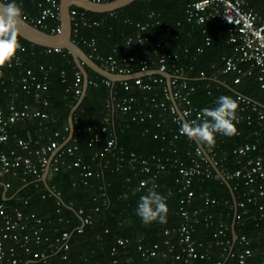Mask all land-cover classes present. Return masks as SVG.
<instances>
[{
	"label": "trees",
	"instance_id": "trees-1",
	"mask_svg": "<svg viewBox=\"0 0 264 264\" xmlns=\"http://www.w3.org/2000/svg\"><path fill=\"white\" fill-rule=\"evenodd\" d=\"M4 1L11 2V0ZM41 1L44 0H16L31 15L38 12ZM191 1L133 0L113 11L105 12H93L76 6L86 15L103 18L97 25H80L78 32L86 37H94L100 54L114 53L119 59L133 55L135 60L131 64V72L140 70L139 58L153 57L152 43L156 39L161 40L167 51L178 54L177 63L184 65L190 71L188 83L194 86V90L189 93V98L200 110L214 107L215 100L221 95L230 96L238 103L236 96L241 94L258 102L259 105H264V88L260 86L254 75L240 74V80L235 82L234 78L238 73L235 70L224 71V57L232 51L231 43L227 41L228 23L214 18H208L201 23L188 21V5ZM246 1L264 18V0ZM152 10L155 15L150 14ZM156 18L160 19V24L150 25L143 31L149 34V40H143L136 45L125 43L128 35L140 32L136 22L151 23ZM49 23L55 25L56 21L50 19ZM44 30L50 31L49 28ZM175 33L177 36H174ZM18 41L21 48L16 54L20 57L21 63L17 64L12 59L10 66L2 67L0 80L6 89L0 90V104L5 105L11 93L17 91L15 99L17 105L26 101L45 110L47 117L43 119L34 117L13 123L9 128V137L0 145V149L17 148L18 137L34 139L39 136L40 142L45 143L49 138H54L53 132L58 129L60 136L57 139L60 143L68 134V130L62 129L68 124V111L78 98L73 94L72 83L74 73L79 69L66 49L52 48L46 51L48 47L32 43L20 35ZM78 44L89 53L85 44L81 42ZM197 47H201V50L198 51ZM93 59L100 64L98 59ZM40 65L48 69V85L42 93L47 98L48 105L36 100L33 91L26 92L18 83L19 76L26 67H30L38 77H41ZM239 65L245 69L248 62H241ZM157 66V63H152L149 68L155 69ZM86 70L88 78L96 80L98 84L88 83L81 103L74 110L73 125L74 128H80L76 133L78 147L72 155L65 154L64 157L72 160L80 156L84 162L90 164L91 174L86 177L87 182L80 181V166H59L47 177L48 185L61 199V202L57 203L55 193L49 191L36 175L24 174L21 169H17L16 173L11 171L0 173V183H2L0 201L7 210L13 212L17 208L24 214L34 213L41 217L44 232L48 234L50 240H54L63 231L69 234V248L66 251L59 249L62 242L55 243L51 249L44 248V245L32 244L33 250H45L46 259L43 261L26 254V264H92L94 262L113 264V258L122 264H186L182 259L171 261L174 252L179 250L177 244L173 251L167 252L166 257L145 258L137 248L139 244L149 246L157 242L162 249L166 246L167 239L176 243L177 227L182 221L177 207L183 195L181 184L177 180V167L167 165L158 172L154 168L148 172L134 170L129 157L131 152L142 157L151 154L162 157L171 155L180 157L186 163L193 147L201 144L179 135L173 114L153 105L152 97L157 101L164 98L161 88L141 89L133 84V80H129L133 84L129 89H124L121 81L113 82L112 86L106 85L101 82L102 75L87 66ZM163 79L162 84L165 83V77ZM128 95L135 96L131 109L128 111L115 109L109 112L111 123L108 130L111 131L114 143L108 151H104L105 137L109 136V133L101 132V139L93 141L91 138L95 132L94 126L101 125L103 117L108 114L106 109L108 99L112 97L119 99ZM138 108L142 109L143 119H140V114L135 112ZM234 125L236 133L232 136L215 137L213 146L215 154L210 151L209 154L215 159H221L223 165L237 167L243 158L233 153L232 148L248 140L256 141L258 147L249 155L260 153L264 157V130L257 127L254 122L247 124L241 121L235 122ZM252 130H257L259 133L249 134ZM31 146H36L35 142H32ZM201 146L206 149L208 147ZM218 166L221 167L219 163ZM210 168L215 173L214 167ZM142 179L149 182L147 186H140L139 182ZM228 182L234 198L227 185L219 178L213 176L202 180L194 178L191 182L190 187L194 191L192 205L200 206L205 213L214 214V222L206 223L200 219L194 224L193 238L210 245L205 255L194 259L192 264L263 263L264 215H259L257 205L264 202V197L258 196L255 201H246L244 206L246 211L241 220L233 219V208L226 217L223 205L212 207L203 203L201 194L204 192H208L220 201L228 199L230 203L242 199V191L246 188L243 182L238 179H229ZM3 183H8V187L5 188ZM154 184H156L155 191L166 199L168 208L166 222L161 223L156 220L145 224L136 214L137 203L140 197L147 193L146 187L152 188ZM96 205L99 207L98 210H92L91 208ZM78 209H82L81 215L87 211L91 212L90 223H82L81 215L77 213ZM220 210L221 216L229 226L225 237L232 239L233 226L237 234L244 233L250 238L252 255L243 263H239L236 253L228 255V251H223L222 246L214 241L213 233L216 230V218ZM240 210L242 209L238 207L237 211ZM253 215H256L255 219ZM80 226L81 228L78 229ZM166 230L168 232H165ZM118 237L125 239L124 245L116 243ZM11 243V240L5 242L6 245ZM113 246H116L115 250H112ZM236 246L235 243L233 251ZM63 253H66V258H61Z\"/></svg>",
	"mask_w": 264,
	"mask_h": 264
},
{
	"label": "built area",
	"instance_id": "built-area-1",
	"mask_svg": "<svg viewBox=\"0 0 264 264\" xmlns=\"http://www.w3.org/2000/svg\"><path fill=\"white\" fill-rule=\"evenodd\" d=\"M92 1L103 2L106 0ZM69 12L71 18V39L74 42L77 44L78 42L85 44L89 51L87 54L91 58L98 59L100 65L107 70L120 74L131 72V64L135 60L133 55L123 56L119 59L114 53H109L107 55L100 54L97 51V43L94 37H86L79 34L78 30L80 25H97L103 18H93L86 15L84 11H79L76 6H71ZM150 14L155 15V12L152 10ZM22 17L30 23L36 26L38 25L40 28H49V32H56L60 27L59 0L41 1L39 3V10L34 15H31L28 11L23 9ZM208 18L222 20L228 23L227 41L231 43L232 51L224 57V71L235 70L238 73L234 78L235 82L240 80V74L254 75L260 86L264 88V18L255 11L246 0H192L189 3L187 14L188 21L201 23ZM50 19L54 22L56 21V24H50ZM155 24H160L159 18H156L151 23L148 21L136 22V26L139 27L140 32L134 35H128L125 43L136 45L143 40H149V34L143 33V31L150 25ZM174 36H177V34L175 33ZM207 42L208 40H206V43ZM51 49V47H48L46 51ZM197 50L200 51L201 47H197ZM151 51L153 57L139 58V71L150 69V64L157 63V69L166 70L170 73L169 86L166 83V78L165 83L162 84L164 80L163 75L159 74V76L155 73H146L120 81L124 89H129L133 84L141 89L161 88L164 98L157 101L152 97L151 101L154 106L161 107L163 110H167L173 114V121L176 123L179 132L181 122L185 119L191 120L196 118L197 114L200 112V109L194 105L189 98V93L194 90V86L188 83L190 71L184 65L177 63L178 54L176 52L167 51L164 42L161 40L156 39L153 41ZM13 60L17 64L21 63L20 57L17 54ZM12 62L11 60L6 66H10ZM241 62H248V66L243 69L239 65ZM168 68H170V70H168ZM40 69L41 77H38L30 67L23 68L18 83L26 92L33 91V96L36 100L41 101L43 105H48L47 98L42 94L48 85V69L43 65H40ZM1 71L2 68H0V72ZM82 78L83 76L80 70L74 73L72 89L75 96H79L82 91ZM129 80H133V84L129 82ZM101 82L106 85H113V81L104 76ZM88 83H94V85L98 84L96 80L89 78ZM5 89L6 88L2 85V80H0V90ZM16 96L17 91H14L11 93L5 105L0 104V145L7 141L9 137V128L16 121L28 120L34 117H39L41 119L47 117V112L45 110H41L37 106L29 104L26 101L17 105L15 100ZM143 98L145 99L146 96L144 95ZM236 98L238 100V108L236 110V119L233 123L245 121L247 124H250L254 122L257 127L264 130V105H259L258 102L252 101L250 98L242 96L241 94H237ZM134 100V95H128L119 99H114V97H112L106 101L108 114L103 117V123L101 125L94 126L95 132L91 138L93 141H98L101 139V132L108 131L109 136L105 137V143L103 145L104 151H108L114 143L111 131L108 130V126L111 123L109 112L115 109L128 111L131 109ZM248 108L250 111H248ZM135 112L136 114H140V119H143L141 108H138ZM62 129L69 130L68 124L64 125ZM79 130L80 128H74L70 138L60 148L59 146L66 137L59 143L57 139V137L60 136L59 129L53 132L54 138H49L45 143L40 142L39 136L34 139L31 137H18L16 141L17 148H11L9 150L0 149V173L10 171L16 173L17 169H21L24 174L31 173L39 178L47 163H49L47 177L52 171L57 170L59 166L66 165L69 167L73 165L81 167L80 181L86 183V177L91 174L90 164L84 162L80 156L72 160H67L64 157L65 154L72 155L76 151L78 147L76 133ZM258 133L257 130H252L249 134ZM218 136H223V134L215 135V137ZM32 142H35L36 146L32 147ZM256 149H258L256 141L245 140L234 146L232 152L243 158L240 165L234 168L223 165L220 162L221 159L213 158L212 155L209 154V151L215 154L213 147H207L206 149L201 145L193 147L189 154L188 162L186 163L180 157H172L171 155L162 157L160 155L151 154L142 157L131 152L129 162L134 170L148 172L154 168V170L158 172L165 169L167 165L177 167V180L180 182L181 190L183 191V195H181L177 207L182 221L177 227L178 236L176 243L169 242L167 239L165 240L167 244L162 249L157 242L149 246L139 244L137 248L140 254L145 258L152 256L166 257L168 254L167 252L173 251L177 244L179 250L174 252L171 261L174 259H182L184 263L192 264L194 259L203 257L210 243L197 241L193 238L194 224L198 223L200 219L206 223H212L214 222V214L212 212L205 213L200 206L192 205L194 191L190 187L191 182L194 178L202 180L205 177L211 176L221 180V176L226 180H241L246 187L245 190L242 191L243 198L234 200L233 203H230L228 199L220 201L218 198L211 196L208 192L201 194L204 204L212 207L218 204L223 205L225 209L224 213L227 215L226 217L229 216L230 210L233 208V219L241 220L242 215L246 211V209H244L246 201H255L258 196L264 197V157L260 153L252 156L249 155L251 151ZM54 151L55 153L51 156ZM206 152L210 156L211 161ZM96 154L97 152L94 155L96 156ZM218 163L221 167L218 166ZM213 165L218 167L220 174L216 171L215 173L212 172L210 167ZM143 181L146 180H140L139 184L145 187V185L142 184ZM3 185L5 188L8 187V183H3ZM153 187L155 190L156 184H154ZM146 191H148L147 187ZM53 192L57 197V203H60L61 199L58 197V193L55 191ZM238 207L242 210L237 211ZM98 208V205H96L91 209L95 211L98 210ZM257 208L259 215L263 216L264 202L258 203ZM81 212L82 209L77 210L78 215H81ZM221 214L222 211L220 210L216 218V230L213 233L214 241L222 246L223 251H228V255H235L236 253L239 263H243L247 257L252 255V249L249 246L250 238L244 233L237 234L235 239H233V237L232 239L225 237V233L229 226ZM252 217L255 219L256 215ZM81 219L83 224L90 223L91 212H85L84 215H81ZM80 228L81 226L78 229ZM165 232H168V230ZM68 237V232L63 231L60 235L55 237L54 240H50L48 234L44 232L41 217L36 216L34 213L24 214L17 208L14 209L13 212H10L6 209L4 203L0 201V264H26V254H31L32 257L45 261V250H33L31 245H44V248L51 249L54 247L55 243L62 242L59 249L62 248L66 251L69 248ZM7 240H11L12 243L6 245L5 242ZM116 243L118 245H124L125 239L118 237ZM235 243L237 246L233 251L232 248ZM115 248L116 246H113L112 250H115ZM61 258H66V253H63ZM112 263L122 264L116 258H113ZM92 264L100 263L94 262ZM262 264H264V260Z\"/></svg>",
	"mask_w": 264,
	"mask_h": 264
},
{
	"label": "clouds",
	"instance_id": "clouds-1",
	"mask_svg": "<svg viewBox=\"0 0 264 264\" xmlns=\"http://www.w3.org/2000/svg\"><path fill=\"white\" fill-rule=\"evenodd\" d=\"M22 15V6L16 0L0 5V68L9 63L21 48L18 34ZM214 103V107L202 108L196 118L181 122L179 135L208 147L214 146L216 134L234 135L236 128L233 121L236 119L237 101L230 96L221 95ZM148 183L142 182L145 186ZM167 212L165 197L157 193L154 187L149 188L137 203L136 214L145 224L156 220L166 222Z\"/></svg>",
	"mask_w": 264,
	"mask_h": 264
},
{
	"label": "water",
	"instance_id": "water-1",
	"mask_svg": "<svg viewBox=\"0 0 264 264\" xmlns=\"http://www.w3.org/2000/svg\"><path fill=\"white\" fill-rule=\"evenodd\" d=\"M132 1L133 0H108V1H103V2H95L92 0H59L60 27H59V30L56 32L46 31L30 23L23 17L20 18L18 35H20L21 37L35 44H39L42 46L51 47L55 49H66L71 54L76 67L81 71L82 76H83L82 91L80 95L78 96L76 102L71 106L67 114V122L69 126L68 134L65 140L59 146V148L62 147L64 143H66V141L70 138V136L73 133V129H74L73 113H74V110L77 108V106L81 103L82 98L85 94L87 85H88V72L86 70V66L92 69L93 71L97 72L98 74L109 78L113 82L120 81L123 79H131L133 77L144 75L146 73H155V74L163 75L166 78L167 85L168 86L170 85L169 84L170 73L166 70H160L157 68L147 69L145 71L130 72V73H125V74L111 72L107 70L106 68H104L103 66H101L99 63H97L93 58H91L82 49V47L79 44H77L71 39V18H70V12H69L71 6H77V7L83 8L85 10L93 11V12H105V11H113ZM4 3L5 2L3 0H0V5ZM54 153L55 151L51 154V156ZM206 154L209 157V160L211 161L210 156L208 155L207 152ZM213 167L215 171L219 173L218 167L215 165H213ZM48 171H49V163H47L44 170L42 171L41 176L38 179L42 180L45 186L47 187V189L53 192V190L47 183ZM221 178L224 181V183L227 185V187L229 188L231 194L233 195V190L228 180L224 179L222 176ZM233 198H234V195H233ZM232 236H233V239L237 237V233L234 230L233 226H232Z\"/></svg>",
	"mask_w": 264,
	"mask_h": 264
}]
</instances>
